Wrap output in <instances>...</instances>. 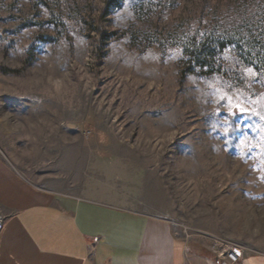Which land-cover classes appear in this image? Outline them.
I'll use <instances>...</instances> for the list:
<instances>
[{"label": "rangeland", "instance_id": "rangeland-1", "mask_svg": "<svg viewBox=\"0 0 264 264\" xmlns=\"http://www.w3.org/2000/svg\"><path fill=\"white\" fill-rule=\"evenodd\" d=\"M24 138H81L71 174L91 194L168 219L217 262L215 241L264 260V0H0L15 164Z\"/></svg>", "mask_w": 264, "mask_h": 264}, {"label": "crops", "instance_id": "crops-1", "mask_svg": "<svg viewBox=\"0 0 264 264\" xmlns=\"http://www.w3.org/2000/svg\"><path fill=\"white\" fill-rule=\"evenodd\" d=\"M33 139L24 138L20 165L0 149V264H224L206 242L177 235L168 219L91 194L85 174H71L81 138Z\"/></svg>", "mask_w": 264, "mask_h": 264}, {"label": "built area", "instance_id": "built-area-1", "mask_svg": "<svg viewBox=\"0 0 264 264\" xmlns=\"http://www.w3.org/2000/svg\"><path fill=\"white\" fill-rule=\"evenodd\" d=\"M2 224L3 220L0 216V229ZM95 240L94 238L93 241ZM211 249L224 264H239L243 255V248L241 246L226 241H215L211 245Z\"/></svg>", "mask_w": 264, "mask_h": 264}, {"label": "snow or ice", "instance_id": "snow-or-ice-1", "mask_svg": "<svg viewBox=\"0 0 264 264\" xmlns=\"http://www.w3.org/2000/svg\"><path fill=\"white\" fill-rule=\"evenodd\" d=\"M229 99V103L231 105V98H228ZM235 107L239 110L240 113H245L246 112V109L241 107L240 104H236Z\"/></svg>", "mask_w": 264, "mask_h": 264}, {"label": "trees", "instance_id": "trees-1", "mask_svg": "<svg viewBox=\"0 0 264 264\" xmlns=\"http://www.w3.org/2000/svg\"><path fill=\"white\" fill-rule=\"evenodd\" d=\"M116 5H118V4L116 3Z\"/></svg>", "mask_w": 264, "mask_h": 264}]
</instances>
